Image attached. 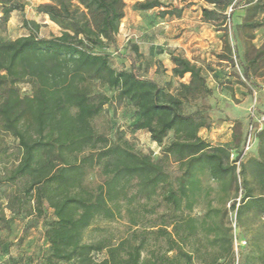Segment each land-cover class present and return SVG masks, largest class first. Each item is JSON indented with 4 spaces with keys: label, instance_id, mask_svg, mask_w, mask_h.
<instances>
[{
    "label": "trees",
    "instance_id": "16d2710c",
    "mask_svg": "<svg viewBox=\"0 0 264 264\" xmlns=\"http://www.w3.org/2000/svg\"><path fill=\"white\" fill-rule=\"evenodd\" d=\"M47 1L37 11L61 28L59 36L40 37L39 26L23 19L29 34L4 40L1 34L12 15L25 8L0 0V199L13 217L41 218L47 208L52 210L44 264H235L233 239L226 236L209 244L197 238L195 249H186L197 236L198 224L185 211L193 210L201 191L198 174L206 173L214 181L240 180L244 193L231 204L239 224L250 213L264 218V126L256 133L257 157L244 160L247 135L242 141L234 135L240 149L231 160L232 148L213 146L200 136L212 126L206 100L213 94L201 67L183 55H170L173 77L180 81L188 77L175 94L170 85L142 75L143 54L137 45L131 54L117 53L130 64L128 69L111 67L109 55L99 48L118 50L127 1L136 2L139 11H152L165 7L161 0H78L79 5L72 0ZM200 1L209 7L202 9L204 21L220 27L227 24L230 8L234 11L244 3ZM260 9L262 4L251 0L240 27L257 28L253 18ZM159 15L181 18L183 9L164 8ZM222 59L234 63L228 40ZM255 63H242L247 82ZM104 88L114 96L102 92ZM192 101L202 104L186 112ZM113 102L134 108L137 119L132 129L147 132L162 148L161 158L140 150L119 128L110 133L98 129L96 121ZM171 133L173 139L165 144ZM138 200L153 203L155 210L165 208L157 218L161 228L153 231L154 224L135 229L144 217L127 203ZM125 213L135 229L127 238L116 241L97 226L123 219ZM4 219L1 213L0 222ZM152 236L158 241L155 249H150ZM255 239L261 243V234ZM209 245H218L226 254L214 250L211 254ZM253 260L264 264L260 246Z\"/></svg>",
    "mask_w": 264,
    "mask_h": 264
},
{
    "label": "rangeland",
    "instance_id": "374dc122",
    "mask_svg": "<svg viewBox=\"0 0 264 264\" xmlns=\"http://www.w3.org/2000/svg\"><path fill=\"white\" fill-rule=\"evenodd\" d=\"M12 1L23 5L25 10L23 13L15 12L12 15L6 31L1 34L2 39L16 40L28 35L23 19L39 26L40 37L52 38L61 34L59 26L47 17L39 15L37 11L38 6L47 3V0ZM72 1L79 5L78 0ZM161 1L164 8L183 9L182 17L162 18L159 13L164 8L139 11L135 7L136 2L127 1L126 17L117 38L118 50L112 46H103L99 51L109 55L112 68L122 70L128 69L130 64L117 53L131 54V47L137 45L143 54L140 61L142 75L162 85H170L173 94L182 82L188 81V77L181 81L173 77L171 54L183 55L201 67L213 94L206 100L211 107L212 126L209 130H202L200 136L213 146H229L235 153L240 147L236 145L234 135L242 141L249 135L250 124L255 122L254 126H258L256 120L264 116V0H254L262 4V9L253 18V21L259 23L257 28L240 27L245 22L246 10L251 0H243L241 7L232 13L228 11V22L222 27L219 23L204 21L202 9L209 7L200 0ZM226 40L234 52L233 64L222 59ZM247 60H256L250 72L251 81L248 82L244 79L242 66ZM102 92L109 97L115 94L106 88L102 89ZM201 104V101H192L185 106V110L192 112ZM136 119L135 110L130 104L113 102L105 107V113L96 121V126L107 133L119 128L126 132L128 139L134 141L140 150L153 153L155 159L161 158L162 148L152 142L150 135L145 131L134 132L132 129ZM172 139L171 133L165 144ZM258 149L255 141L244 160L257 157ZM230 159L232 160V157ZM171 167L174 170L177 165L171 164ZM198 177L201 180V191L196 196L193 210L185 211V216L196 219L198 231L186 249L194 250L197 238L209 244L219 236H226L233 239L235 264H259L253 258L257 255L259 246L264 250V218L259 219L254 213H250L246 221L239 224L236 213L231 210L232 202L239 200L244 193L240 180L237 184H229V179L214 181L206 173L198 174ZM91 178L94 180V175ZM0 204V215L2 213L5 217L0 222V264H44V255L48 250L45 231L53 219L52 210L47 208L41 218L13 217L6 208L4 199H0ZM127 207L137 210L144 217V223L135 229L143 230L144 227L154 224L156 227L153 231L162 227L157 218L165 212L164 207L155 210L153 203L145 200H138L130 206L127 203ZM97 226L113 234L116 241L131 236L135 230L132 229L131 216L127 213L123 219L101 221ZM168 230L171 231L172 228L169 227ZM259 233L262 236L261 243H257L255 239ZM92 235L99 236L98 233ZM157 244L156 237L152 236L150 249H155ZM162 245L164 252L167 246L164 243ZM212 250L226 254L218 245H209L211 254ZM98 259H102V256ZM224 261L225 258L220 259V262Z\"/></svg>",
    "mask_w": 264,
    "mask_h": 264
},
{
    "label": "built area",
    "instance_id": "2783aa9c",
    "mask_svg": "<svg viewBox=\"0 0 264 264\" xmlns=\"http://www.w3.org/2000/svg\"><path fill=\"white\" fill-rule=\"evenodd\" d=\"M229 12L230 13L233 12L232 7L230 8ZM255 96H256V93H255ZM253 116H254V113H253ZM254 123L255 122H253L249 127L250 132H249V135L247 136L245 144H244L243 156H245L251 150L254 142L256 141V133L263 128L264 116L256 120V123H258V126H254ZM231 157H232V160H234L236 157V154L232 153ZM237 165L239 166L240 162H238Z\"/></svg>",
    "mask_w": 264,
    "mask_h": 264
}]
</instances>
